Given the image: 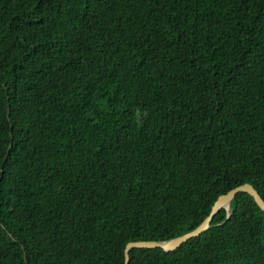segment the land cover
<instances>
[{
  "label": "trees",
  "instance_id": "trees-1",
  "mask_svg": "<svg viewBox=\"0 0 264 264\" xmlns=\"http://www.w3.org/2000/svg\"><path fill=\"white\" fill-rule=\"evenodd\" d=\"M245 182L264 0H0V264H124ZM129 264H264V210L239 191Z\"/></svg>",
  "mask_w": 264,
  "mask_h": 264
},
{
  "label": "water",
  "instance_id": "water-1",
  "mask_svg": "<svg viewBox=\"0 0 264 264\" xmlns=\"http://www.w3.org/2000/svg\"><path fill=\"white\" fill-rule=\"evenodd\" d=\"M239 191H247L250 193L255 201L258 203V205L264 210V198L261 196L259 191L256 189V187L250 183L245 182L243 184H240L232 189H230L228 192L221 194L215 203L212 206V210L209 213V215L202 221L200 225H198L196 228L192 229L191 231H188L184 234H181L179 236L167 239V240H134L129 241L125 246V259L124 264H129L130 262V250L135 247H162L164 250H172L180 246L183 242L187 241L193 236L199 235L203 231L207 230L211 226V221L213 219V216L216 214V212L221 207H226L227 209H230L231 200L234 198V196Z\"/></svg>",
  "mask_w": 264,
  "mask_h": 264
}]
</instances>
